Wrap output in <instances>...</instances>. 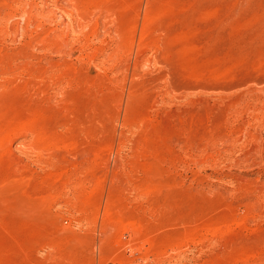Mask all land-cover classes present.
<instances>
[{"label": "rangeland", "instance_id": "obj_1", "mask_svg": "<svg viewBox=\"0 0 264 264\" xmlns=\"http://www.w3.org/2000/svg\"><path fill=\"white\" fill-rule=\"evenodd\" d=\"M0 264H264V0H0Z\"/></svg>", "mask_w": 264, "mask_h": 264}]
</instances>
